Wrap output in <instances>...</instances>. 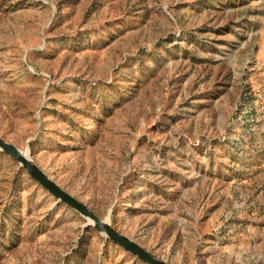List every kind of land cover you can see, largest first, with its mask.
Returning a JSON list of instances; mask_svg holds the SVG:
<instances>
[{
    "label": "rangeland",
    "instance_id": "rangeland-1",
    "mask_svg": "<svg viewBox=\"0 0 264 264\" xmlns=\"http://www.w3.org/2000/svg\"><path fill=\"white\" fill-rule=\"evenodd\" d=\"M0 139L170 264L264 261V0H0ZM0 264L146 263L0 149Z\"/></svg>",
    "mask_w": 264,
    "mask_h": 264
},
{
    "label": "water",
    "instance_id": "water-1",
    "mask_svg": "<svg viewBox=\"0 0 264 264\" xmlns=\"http://www.w3.org/2000/svg\"><path fill=\"white\" fill-rule=\"evenodd\" d=\"M0 149L9 155L12 159L18 162L29 174V176L39 183L50 195L55 199L61 201L66 206L75 210L87 220L94 224L95 229L99 234L107 239L113 241L116 245L120 246L126 252L134 255L139 260L145 262L146 264H170L167 261L162 260L153 253L147 251L140 245L136 244L131 239L125 237L124 235L118 233L112 229L108 224L96 216V214L91 211L84 203L80 202L74 196L67 193L64 189L56 185L48 176H46L43 171L35 165L30 159H22L18 156V151L4 140L0 139Z\"/></svg>",
    "mask_w": 264,
    "mask_h": 264
},
{
    "label": "crops",
    "instance_id": "crops-1",
    "mask_svg": "<svg viewBox=\"0 0 264 264\" xmlns=\"http://www.w3.org/2000/svg\"><path fill=\"white\" fill-rule=\"evenodd\" d=\"M176 257L177 264H264L252 246L217 235L196 237L192 246L180 251V260Z\"/></svg>",
    "mask_w": 264,
    "mask_h": 264
},
{
    "label": "bare ground",
    "instance_id": "bare-ground-1",
    "mask_svg": "<svg viewBox=\"0 0 264 264\" xmlns=\"http://www.w3.org/2000/svg\"><path fill=\"white\" fill-rule=\"evenodd\" d=\"M18 156L22 159L28 160V152H18ZM91 224H93L91 221H89ZM105 224V223H104Z\"/></svg>",
    "mask_w": 264,
    "mask_h": 264
}]
</instances>
